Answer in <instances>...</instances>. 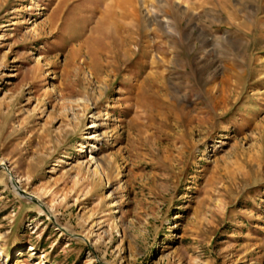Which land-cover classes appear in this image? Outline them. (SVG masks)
Wrapping results in <instances>:
<instances>
[{"label": "rangeland", "instance_id": "rangeland-1", "mask_svg": "<svg viewBox=\"0 0 264 264\" xmlns=\"http://www.w3.org/2000/svg\"><path fill=\"white\" fill-rule=\"evenodd\" d=\"M59 1L0 0V264H264V0H124L126 63Z\"/></svg>", "mask_w": 264, "mask_h": 264}, {"label": "bare ground", "instance_id": "bare-ground-1", "mask_svg": "<svg viewBox=\"0 0 264 264\" xmlns=\"http://www.w3.org/2000/svg\"><path fill=\"white\" fill-rule=\"evenodd\" d=\"M69 1H71V0H60L59 1L58 5L56 6V8L54 10V13H53L54 16L51 18L52 21L51 20H50L51 22L49 21L51 29L55 26V23L58 20L63 22L67 18V16H69V15H67L68 12H66L68 5H69ZM82 2H83L82 3L83 10H81L82 15H80L81 18L78 19L79 22H77V23H79V25H78L77 30L74 29L75 35L72 36L70 39L71 43L76 42L77 39L80 38V35L84 31L87 23L94 21V18H96V12H97V10L100 9V10H102L100 16L96 18L93 26L90 27L89 28L90 30H88V31H90V33L95 31L98 33V35L100 37H102V39L108 38L110 40L111 43H110V46L108 47L109 49H108L107 53L111 54L112 60H115L117 58V56L120 55L119 52H121L120 49H122V48H123V53L121 54L122 55L121 62L123 61V63H126V62H129L130 60H132L134 58L133 55H135V54H133V50L131 48H129L125 43H123V41L125 40L124 36H123L124 31L127 32V30H126L127 26L124 25L122 22V19H123L124 14H125V13H123V11L125 10V7H126V3H124V0H82ZM60 11H61V16L58 15ZM126 15H128V14H126ZM134 23L129 27V29H130L129 33L131 35L139 36L140 32H141L140 31L141 27H140V25H135ZM133 27H134L135 31H133ZM56 29H59L58 25L54 28V31ZM144 32H145V30L143 29V33ZM129 38H132V37L129 36ZM85 40H83L82 42L78 41V44L75 45L76 49L70 48L71 49L70 50V57H72L74 55H76L78 57V55L80 53H83V56H86V57H87V55H91L92 60H93V57H94L93 49L88 48V50H86V51L83 49V47L85 46V44H84ZM120 45L122 46L121 48H120ZM105 48H103V49H105ZM98 49L99 48H97V50ZM102 51H100V54ZM102 55H104V54H102ZM84 63H86V60H84ZM90 64H91V62H90ZM89 67L92 68V66H90V65H89ZM92 75H95L93 68H92Z\"/></svg>", "mask_w": 264, "mask_h": 264}, {"label": "water", "instance_id": "water-1", "mask_svg": "<svg viewBox=\"0 0 264 264\" xmlns=\"http://www.w3.org/2000/svg\"><path fill=\"white\" fill-rule=\"evenodd\" d=\"M11 181H12V184L14 185L13 180H11ZM14 187H15L16 191H17L20 195L26 197V198L29 199V200H32V199H33L31 196H29V195L25 194L23 191L19 190L15 185H14Z\"/></svg>", "mask_w": 264, "mask_h": 264}]
</instances>
